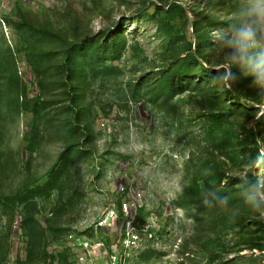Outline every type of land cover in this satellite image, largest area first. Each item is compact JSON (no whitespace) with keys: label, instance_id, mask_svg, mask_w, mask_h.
Listing matches in <instances>:
<instances>
[{"label":"rangeland","instance_id":"rangeland-1","mask_svg":"<svg viewBox=\"0 0 264 264\" xmlns=\"http://www.w3.org/2000/svg\"><path fill=\"white\" fill-rule=\"evenodd\" d=\"M186 3L0 0V264H77L70 233L121 257L124 229L128 264H264V83L221 39L246 0Z\"/></svg>","mask_w":264,"mask_h":264},{"label":"clouds","instance_id":"clouds-1","mask_svg":"<svg viewBox=\"0 0 264 264\" xmlns=\"http://www.w3.org/2000/svg\"><path fill=\"white\" fill-rule=\"evenodd\" d=\"M179 2L182 7H187L186 0ZM238 23L242 26H232L231 34L221 37L227 46L234 49L230 56V66L247 67L257 77L258 82L264 83V39L257 38L258 34L264 36V0H246L245 6L239 12ZM230 77L229 72L223 79L227 82ZM252 165L255 168H264V154L257 155ZM240 197L244 205L264 218V175L253 180L245 179L240 189ZM203 204L208 208L227 207L228 198L213 194L212 199H205ZM237 214L234 210L232 218L235 219Z\"/></svg>","mask_w":264,"mask_h":264},{"label":"built area","instance_id":"built-area-1","mask_svg":"<svg viewBox=\"0 0 264 264\" xmlns=\"http://www.w3.org/2000/svg\"><path fill=\"white\" fill-rule=\"evenodd\" d=\"M127 205H122V210L126 211ZM115 213L113 211L106 212L100 220L97 222L96 227H103L108 225L115 219ZM97 230V229H95ZM102 230V229H99ZM143 238H152L151 232L147 229L144 230ZM140 237L136 229H124L123 236L120 238L119 246L122 250L121 257L116 251L111 250L105 258L100 256L99 251L104 248L102 243H94L91 237L84 234L70 233L65 237V247L69 248L73 252H77L80 255L77 258V264H128L127 258L130 255V251L140 247ZM113 243V241H112ZM115 245H111L113 248Z\"/></svg>","mask_w":264,"mask_h":264}]
</instances>
